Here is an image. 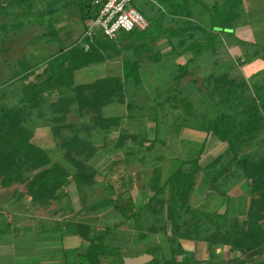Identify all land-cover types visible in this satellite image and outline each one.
<instances>
[{
    "label": "trees",
    "instance_id": "trees-1",
    "mask_svg": "<svg viewBox=\"0 0 264 264\" xmlns=\"http://www.w3.org/2000/svg\"><path fill=\"white\" fill-rule=\"evenodd\" d=\"M2 1L9 3L1 5L0 10L17 6L25 15L37 2L33 19L43 27L44 35L54 39L55 48L38 63H27L22 68L18 101H0V189L7 193V202L19 206L22 213H28L26 209L32 204L52 214L60 208L71 209L67 186L72 183L80 204L78 212L108 208L118 217L117 222L100 226L87 219L65 222L66 230L77 234L82 245L63 249V264H124L115 232L120 225L135 227L139 238L157 236L159 243L145 247L143 252L148 258L141 264H264V255L260 257L264 244V75L257 85L231 74L230 69L246 62L244 52L232 50L225 53V58L214 55L216 68L198 77L197 86L192 85L197 81L196 73L181 65L171 69L166 72V85L155 89L150 96L152 103H148V95L140 94L144 60L158 64L171 59L148 47V22L143 29H119L111 37L95 28L90 38H80L98 11L92 0ZM241 1L215 0L209 6L201 3L209 16V24L204 27L191 20V4L187 1L160 0L162 9L158 8L154 16L171 15L166 33L169 37L179 36L180 44L187 41L186 46L195 48L196 53L202 52L203 46H221L219 33H224L229 36L226 46L241 44L250 56L258 54L264 59V47L248 45L234 34ZM130 3L137 9L132 0ZM67 7L76 9L82 27L79 37L69 41L59 34L65 28L60 24V12ZM246 12L251 20V11ZM178 16L185 18L182 24ZM152 27L159 28L158 22ZM64 31L72 32L66 28ZM82 40L88 41L86 49ZM213 51L217 54L219 49L214 47ZM114 56L119 60V72L75 80L74 73L80 68ZM191 74L192 81L180 82ZM111 103L122 105L124 111L103 113V107ZM32 110L40 118L39 123L48 126L51 145L33 137ZM167 113L181 122H168ZM191 117L195 118L193 124L187 122ZM164 122L168 128L178 124L204 130L196 153L173 157L175 165L164 173L165 157L159 152L149 172L137 167L128 173L132 160L146 161L151 149L157 148L155 141L163 144L157 131ZM208 133L225 144L215 155L203 152ZM54 147L60 149V159L49 155ZM98 150L110 157L103 169H97L89 160ZM139 177L141 181L134 183ZM240 183H244L243 190H233L245 194L240 214H212L203 204L190 202V194L199 185L209 188V192L228 195ZM94 185L100 192L87 200L83 191ZM14 212L0 211V236L13 230ZM199 240L208 245L224 244L237 254L220 259L209 252L201 260L183 252L181 243Z\"/></svg>",
    "mask_w": 264,
    "mask_h": 264
},
{
    "label": "crops",
    "instance_id": "crops-1",
    "mask_svg": "<svg viewBox=\"0 0 264 264\" xmlns=\"http://www.w3.org/2000/svg\"><path fill=\"white\" fill-rule=\"evenodd\" d=\"M171 1L176 0H166L167 3ZM182 4L187 1L191 4L192 9V17L191 20H193L195 23H198L200 26H208L209 24V16L207 10L201 5H210L215 0H178ZM218 2H221L222 0H216ZM140 8L139 11H141L149 24V28L145 29V34L149 35L146 38V41L148 42V47L152 51L159 52L162 56H170V60L168 62H162L163 65L166 67L168 71L177 70L179 69V65L183 66L185 70L191 71L196 73L195 76H200L203 73H206L213 69V57L214 55H218L220 57L225 58V53H229L231 50L229 46L225 45V42L229 40V36L225 35L224 33H219V38L222 41V45L219 46V43L211 44L212 48L209 49L208 46L202 47V52L196 53V49H189L190 47L186 46L188 43L187 41L185 44H180L179 42V36H170L165 31V25L172 23V17L171 15L165 13L163 15L154 16L156 13L158 14L157 10L158 8L162 9V6L160 4V0H140L139 2ZM8 4L6 1L0 2V6ZM243 4V0L241 1V5ZM135 5V4H133ZM38 6L37 2L32 3V12L28 14H24L20 9L17 10V6L11 7L13 9L12 11L0 10V101L4 103H14L20 99V96L22 94V80L21 77H23L24 72L22 71V68L27 63H38L39 59H41L43 56L48 54L50 51H53L55 48V42L53 38H49L48 35H44L43 33V27L40 26V24L37 23L35 19H33V10L36 11V7ZM200 7L205 15L204 19L200 18L201 11L199 9H196V7ZM249 10V7L247 6V9ZM12 12L15 15L23 16L25 20L23 22H18V24H15L14 26L10 27V30H7L8 25L5 23V18L12 14ZM13 14V15H14ZM255 16V15H254ZM179 17V23L182 24L185 20V18ZM253 16H251V19ZM184 19V20H183ZM241 20V19H239ZM158 22L159 28H153L152 23ZM246 21V20H245ZM238 23L240 21H237L234 34L236 37L246 40L250 39L251 31L249 30V27L239 26ZM60 24H63L62 22ZM67 29V28H66ZM65 28L62 29V33L60 32V36L62 38H66V41H69L70 39L77 38L80 35V32L82 30V27L80 28V31H77L75 33L71 32L70 34H65ZM249 35H247L245 32ZM198 39H202L203 36L197 35ZM145 40V39H144ZM188 40V39H187ZM241 44H238L236 46L237 53L243 52V50L240 49ZM214 47H217L219 49V52L216 54L213 50ZM234 47V45L232 46ZM240 49V50H239ZM150 50V51H151ZM194 59L189 60V57H192ZM206 57V60L204 59ZM258 57V56H257ZM211 61V62H210ZM248 61V60H247ZM154 63L144 60L141 70L142 73L144 71V74L146 75V71L150 74L153 73V67ZM156 64V63H155ZM255 63H252L253 66L248 67V62L243 63L240 66L233 67L230 69L231 74H237V77H243L246 82L249 79H255V83L258 85V78L262 77V75H259L258 72L260 71V68H263L261 71L264 70V65H254ZM95 66L106 69L107 74H114V72L120 71V65L119 60L117 56L112 57L111 59H107L105 61L95 63ZM35 67V66H34ZM37 67V65H36ZM35 67V68H36ZM27 71V70H26ZM25 71V72H26ZM150 71V72H149ZM166 71V72H168ZM143 76V74H142ZM191 77V78H190ZM192 74L187 75L183 77L180 82L181 83H189L193 80ZM151 75H146V80H151ZM158 79V77L156 78ZM197 82L199 83V79H197ZM158 84V82H157ZM52 96V95H51ZM47 116V115H46ZM49 116V115H48ZM30 118L35 121L34 129H33V137L37 133L38 130L43 131L42 136L37 137H48L49 138V129L48 126L42 123H39L40 118L36 116L35 111L32 110V113L30 114ZM180 125L176 124L175 128ZM171 128V127H170ZM205 135V132H204ZM211 134L206 138L205 145L203 152H206L208 154L215 155L219 151H221L224 148V142L217 141L214 137H210ZM45 137V138H46ZM73 187V184L70 183L67 186V190L70 196L71 201V209L63 208L58 210L56 213H44L40 206L38 205H32L30 204V210L29 213H22L19 206H15L16 209L13 215V219L15 221L13 222V230L7 232V234H1L0 236V253L8 255L12 257L9 263L11 264H63L62 257L64 250L69 247H75V246H81L82 241L81 238L77 234H71L68 230H66L65 222L70 221H78V220H89L92 224H96L97 226L102 225L103 223L95 222L96 216H90L88 215V212H78L80 208L78 197L75 198V200L72 199L71 192L68 189L69 186ZM74 188V187H73ZM203 189L202 185L197 186L192 193L190 194V198L194 196V199L196 201L195 204L200 203L203 201L206 196L203 195ZM209 192V188L206 189ZM74 193H76V190L74 188ZM62 203H64L62 201ZM192 204V203H191ZM53 207H56L55 204H53ZM57 208V207H56ZM19 210L21 212H19ZM105 211L101 216H99V221L102 216L109 215L110 213V221L106 222L108 224H111L113 222L118 221V217L116 215L115 220H113V212L110 211V209H104ZM95 212H98L96 210ZM107 212V213H105ZM19 213V214H18ZM86 214V215H84ZM84 215V216H83ZM20 236H30L32 238V241L36 242V257H34L31 260L28 259H20V258H14L11 250V246L14 243L24 244L23 242H26V239L23 238V241H20ZM9 249V251L6 250ZM5 249V250H4Z\"/></svg>",
    "mask_w": 264,
    "mask_h": 264
},
{
    "label": "rangeland",
    "instance_id": "rangeland-1",
    "mask_svg": "<svg viewBox=\"0 0 264 264\" xmlns=\"http://www.w3.org/2000/svg\"><path fill=\"white\" fill-rule=\"evenodd\" d=\"M43 1V0H42ZM140 0H132V3L135 4L134 6L139 10L140 5L139 2ZM8 2V1H7ZM45 2V1H44ZM9 3V2H8ZM44 5V4H43ZM247 6L250 9V13H252L251 16L253 18L249 20V17L247 16ZM43 7V6H42ZM241 11H240V16L237 20L240 21L238 23L239 26H244V27H249V30L251 31V38L246 39V43H250L248 45L255 46L256 47H264V0H243V4L241 5ZM7 11H12L11 7H6L5 8ZM199 9L202 13L200 18L204 19V11L198 6L195 8ZM60 10V9H57ZM58 12V11H57ZM14 13L12 12L11 15L7 16L5 18V23L8 25L7 30H10V27L14 26L17 22H23L25 18L20 15H13ZM255 15V16H254ZM60 20L63 23L64 27L72 31L73 33L80 31L81 28V23L78 19L76 9L74 7H67L63 9L60 12ZM246 20V21H245ZM245 32V31H244ZM246 33V32H245ZM247 34V33H246ZM249 35V34H247ZM254 41V42H252ZM255 43V44H254ZM230 50L232 51L233 49L236 50V46L232 47L228 45ZM240 49L243 50V47L240 46ZM239 49V50H240ZM234 51V50H233ZM244 52V58L246 62H248V67L253 66L252 63H255V66L259 65H264V59L260 58L258 54L254 56H250V53L247 51ZM258 56V57H257ZM248 60V61H247ZM153 73H148V75H151V80H146V75L143 74V83L142 87H140V94H144L146 97L148 103H152L150 96L153 95V92L155 89H159L163 87L162 84H165L166 80V67L163 65V63H158V64H153ZM214 66V65H213ZM216 67L214 66L213 69ZM263 68H260V71L258 72L259 75H264V70L261 71ZM150 72V71H149ZM116 73V72H114ZM106 73L105 68H99L95 66L94 64L87 67V68H80L74 73V78L76 81H87L91 80L96 76H100ZM158 77V79H156ZM199 75L197 76L198 79ZM259 79V78H258ZM247 83H252L255 81V79H249L247 80ZM148 82V83H146ZM158 82V84H157ZM166 85V84H165ZM192 85H198V82L195 81ZM124 107L120 104H107L103 107V113L105 114H118L123 110ZM173 111V110H172ZM165 119H167L168 122H171V120H175L176 122H181L179 118L173 117L171 114H166ZM149 122V120H147ZM189 124L195 123V118L191 117L189 120H187ZM197 122V121H196ZM149 125V123H146ZM153 124V123H152ZM167 123H163V126L160 125L157 133L158 135L161 136V141H163V144L160 145V142L155 141V146L157 147L156 150L154 148L151 149L150 153L147 154V160L146 161H138V160H132V162L129 163V169L128 173L131 171H134L137 169H142L145 170L146 172H149L148 170L152 166L151 163L154 162L157 163L155 160V155H157L159 152H161L165 160H163L162 165H163V172L166 173L169 168H172L175 165V156L178 157H188L192 156L196 153V148H198L199 142L203 139L204 136V130H198L192 127H187V126H178L175 128L176 124L172 125L171 128H168ZM141 124L138 123V126ZM143 131V130H141ZM43 131L38 130L37 133L34 135L35 139H41V140H46L45 145H51L52 140L48 139V137L44 136L41 138H37L42 136ZM149 134V131H148ZM46 137V138H45ZM60 149L57 147H54L51 151L49 150V155L51 156L52 159H60ZM110 159L109 154L104 153L102 150H98L92 157V159H89L91 162H94L95 166L97 169H103L104 165L106 162ZM140 162V163H139ZM140 177L137 178L135 182H140ZM196 187V186H195ZM223 185L220 188H222ZM230 188V187H229ZM234 188H239L240 190H243L244 188V183H240L239 185H234L233 188H231L228 191V195H220L215 191H210L208 192L205 188L203 189V195L206 196V198L201 201L200 203L203 204L212 214V211L216 212H222L226 213L228 216L233 215V214H240L243 210L244 202H245V194H243V191H233ZM68 189L71 192L72 199L75 200V198L78 197L77 194L74 193V188L70 185ZM201 189V188H200ZM84 194L87 198V200H91L93 196H96L97 192H100V189L98 188V185H94L93 189L87 190L84 189ZM239 192V194L237 193ZM245 193V192H244ZM6 192L2 189H0V211L1 212H10L14 211L16 209L15 205L12 204L11 202H7L8 199L6 198ZM94 198V197H93ZM190 202L192 204H195L196 201L194 199V196L190 198ZM198 204V203H197ZM27 212L29 213L30 207H28ZM105 210L100 209L98 212H88V215L90 216H96L97 218L95 219V222H100V223H106L110 221V213L109 215H104L101 217L99 221V216L103 214ZM20 212V211H19ZM107 213V212H105ZM19 214V213H18ZM86 215V214H84ZM83 215V216H84ZM113 220H115L116 213L113 212L112 214ZM13 217V215H11ZM115 232L117 234V241L120 244V251L122 253V258H123V263L124 264H141L142 262L146 261L148 258V255L145 254L143 251L145 247L150 244V243H159L158 239L156 238V235L153 234H147L143 238H139L136 236L137 230L135 227L131 226H126V225H120V227H117L115 229ZM23 238L26 239V242H23L24 244L19 243H14L11 246V250L14 256V258H20V259H28L31 260L34 257H36V242L32 241V238L30 236H20V241H23ZM182 244L183 247V252L188 255L189 257H195L197 259H204L208 256L209 252L212 253L213 257L217 255L219 256L220 259L226 258V257H231L235 256L237 254V251L232 250L228 248L224 244H219L215 243L213 244L210 242L208 245L207 242L205 241H189L185 242ZM1 250V248H0ZM5 250V249H4ZM7 251L9 249L6 248ZM150 256V255H149ZM211 257V258H213ZM215 258L214 260L218 259ZM12 257L10 254L5 255L0 253V264H9L10 260ZM219 259V260H220ZM219 262V261H217Z\"/></svg>",
    "mask_w": 264,
    "mask_h": 264
},
{
    "label": "built area",
    "instance_id": "built-area-1",
    "mask_svg": "<svg viewBox=\"0 0 264 264\" xmlns=\"http://www.w3.org/2000/svg\"><path fill=\"white\" fill-rule=\"evenodd\" d=\"M98 5L97 14L92 18L80 38H90L95 28L111 37L119 29L129 30L132 27L143 29L147 25L145 17L131 5V0H92ZM83 49L88 47V41L82 40Z\"/></svg>",
    "mask_w": 264,
    "mask_h": 264
},
{
    "label": "water",
    "instance_id": "water-1",
    "mask_svg": "<svg viewBox=\"0 0 264 264\" xmlns=\"http://www.w3.org/2000/svg\"><path fill=\"white\" fill-rule=\"evenodd\" d=\"M264 255V244H263V251L262 253L260 254V257H262Z\"/></svg>",
    "mask_w": 264,
    "mask_h": 264
}]
</instances>
